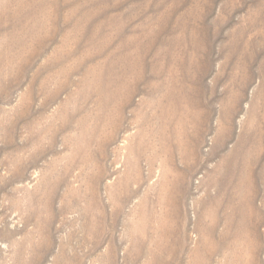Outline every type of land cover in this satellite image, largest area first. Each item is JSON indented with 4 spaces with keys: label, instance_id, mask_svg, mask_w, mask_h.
Segmentation results:
<instances>
[{
    "label": "rangeland",
    "instance_id": "374dc122",
    "mask_svg": "<svg viewBox=\"0 0 264 264\" xmlns=\"http://www.w3.org/2000/svg\"><path fill=\"white\" fill-rule=\"evenodd\" d=\"M0 264H264V0H0Z\"/></svg>",
    "mask_w": 264,
    "mask_h": 264
}]
</instances>
